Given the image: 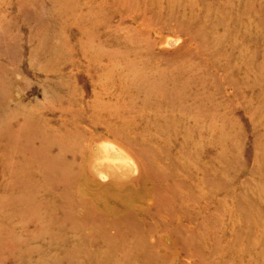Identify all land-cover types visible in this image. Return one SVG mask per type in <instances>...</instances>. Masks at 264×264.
<instances>
[{
  "label": "rangeland",
  "instance_id": "rangeland-1",
  "mask_svg": "<svg viewBox=\"0 0 264 264\" xmlns=\"http://www.w3.org/2000/svg\"><path fill=\"white\" fill-rule=\"evenodd\" d=\"M0 264H264V0H0Z\"/></svg>",
  "mask_w": 264,
  "mask_h": 264
}]
</instances>
